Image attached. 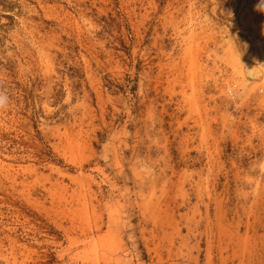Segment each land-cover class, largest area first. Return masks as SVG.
Returning <instances> with one entry per match:
<instances>
[{
	"label": "rangeland",
	"instance_id": "374dc122",
	"mask_svg": "<svg viewBox=\"0 0 264 264\" xmlns=\"http://www.w3.org/2000/svg\"><path fill=\"white\" fill-rule=\"evenodd\" d=\"M0 264H264V0H0Z\"/></svg>",
	"mask_w": 264,
	"mask_h": 264
},
{
	"label": "clouds",
	"instance_id": "9594fccd",
	"mask_svg": "<svg viewBox=\"0 0 264 264\" xmlns=\"http://www.w3.org/2000/svg\"><path fill=\"white\" fill-rule=\"evenodd\" d=\"M0 103H3V98L2 97H0Z\"/></svg>",
	"mask_w": 264,
	"mask_h": 264
}]
</instances>
